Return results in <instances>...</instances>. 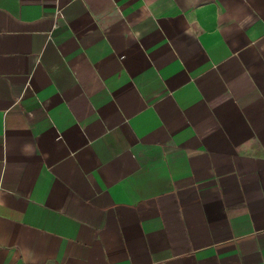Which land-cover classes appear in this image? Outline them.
I'll list each match as a JSON object with an SVG mask.
<instances>
[{"label":"crops","instance_id":"0c3cea01","mask_svg":"<svg viewBox=\"0 0 264 264\" xmlns=\"http://www.w3.org/2000/svg\"><path fill=\"white\" fill-rule=\"evenodd\" d=\"M0 264H264V0H0Z\"/></svg>","mask_w":264,"mask_h":264}]
</instances>
